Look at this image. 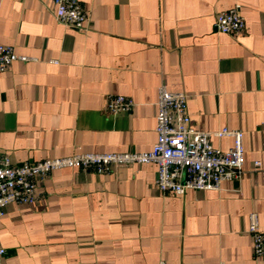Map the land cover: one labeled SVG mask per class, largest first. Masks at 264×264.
<instances>
[{
  "label": "crops",
  "instance_id": "obj_1",
  "mask_svg": "<svg viewBox=\"0 0 264 264\" xmlns=\"http://www.w3.org/2000/svg\"><path fill=\"white\" fill-rule=\"evenodd\" d=\"M80 2L85 32L51 0H0V44L29 58L0 74V155L19 166L151 151L165 85L188 95L193 128L243 131L245 174L176 195L157 189L154 163L52 171L39 203L0 217L3 264H264L248 233L252 213L264 233V0ZM237 5L244 31L219 33L217 15ZM111 96L135 105L111 113Z\"/></svg>",
  "mask_w": 264,
  "mask_h": 264
},
{
  "label": "built area",
  "instance_id": "obj_2",
  "mask_svg": "<svg viewBox=\"0 0 264 264\" xmlns=\"http://www.w3.org/2000/svg\"><path fill=\"white\" fill-rule=\"evenodd\" d=\"M56 20L76 31L85 32L89 15L80 0H51ZM246 26L240 6L217 15L215 27L219 33L238 35ZM29 58L16 54L14 47L0 44V74L11 69L16 61ZM134 102L125 96L109 97L111 113L130 112ZM158 140L151 151L142 153H82L69 157L47 159L15 166L10 157L0 155V217L8 205H33L41 200L38 182L52 171L64 168L109 172L114 167L154 163L158 166L156 187L160 192L184 195L188 190H215L225 181L241 180L245 174L243 131L227 128L203 132L192 127L188 113V95L171 92L165 85L159 88L157 101ZM213 136H231L234 145L229 151L215 148ZM260 167V163H255ZM248 233L253 238L256 257L264 258V233L259 217L250 215ZM7 250L0 243V264ZM165 264V263H161ZM224 264V263H222Z\"/></svg>",
  "mask_w": 264,
  "mask_h": 264
}]
</instances>
